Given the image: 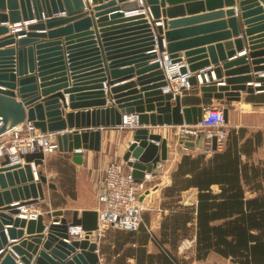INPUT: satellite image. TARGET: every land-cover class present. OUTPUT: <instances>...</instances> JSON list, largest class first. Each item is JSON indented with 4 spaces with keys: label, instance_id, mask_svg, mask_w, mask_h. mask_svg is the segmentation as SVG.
Masks as SVG:
<instances>
[{
    "label": "water",
    "instance_id": "95a60500",
    "mask_svg": "<svg viewBox=\"0 0 264 264\" xmlns=\"http://www.w3.org/2000/svg\"><path fill=\"white\" fill-rule=\"evenodd\" d=\"M188 1L0 0V132L32 121L43 131H58V150L82 163L84 149L101 150L103 127H123L133 132L123 160L134 177L143 181L148 172L156 173L169 157V139L156 127L198 123L207 107L183 104L184 95L165 90L163 51L175 62L186 59L182 72H190L193 88L208 100H242L243 90H264V49H258L264 40L252 36L264 29V0H239V15L236 8L218 10L209 15L228 17L201 23L197 18L208 14L174 17L204 2L235 0ZM33 19L26 28L10 31L8 22ZM240 19L246 36H238ZM246 43L247 54L228 59ZM211 63L213 68L199 71ZM68 106L75 110L66 111ZM223 110L229 122V106ZM131 114L137 116L134 126L125 122ZM67 126L75 129L61 132ZM201 137L185 144L201 145ZM22 156L24 162L14 163L8 153L0 157V264H103L98 234L92 236L99 230L98 209H74L70 215L58 207L47 212L48 224L41 211L29 219L13 216L24 205L45 199L46 185L57 186L43 168H36L45 163L43 150ZM14 200L20 202L9 204ZM78 225L85 230L83 237L76 232Z\"/></svg>",
    "mask_w": 264,
    "mask_h": 264
},
{
    "label": "crops",
    "instance_id": "0c3cea01",
    "mask_svg": "<svg viewBox=\"0 0 264 264\" xmlns=\"http://www.w3.org/2000/svg\"><path fill=\"white\" fill-rule=\"evenodd\" d=\"M196 0H189L193 2ZM186 4V2H183ZM204 6L199 8L189 9L188 7L182 12H177L176 17L201 16L218 10H228L236 8L237 15L240 14L239 0H235L232 4L226 2L218 3L216 5H208L204 2ZM261 4L264 5L263 2ZM127 14L130 11H126ZM206 15L197 19L199 21L207 22L217 20L220 18H227L228 15L212 16ZM163 18V16H162ZM161 18V19H162ZM170 18V17H169ZM35 19L34 21H36ZM194 22H197L195 20ZM242 23V19H240ZM245 24H241L239 37L243 34ZM264 29L256 31L252 36H260L257 40H264ZM242 36H246L245 34ZM205 43V45H207ZM263 44V43H261ZM258 49H264L261 45ZM228 59H233L249 52V46L246 43L245 47L238 49ZM214 63H211L199 71H206L213 68ZM234 65L232 68H234ZM253 68V67H252ZM254 70H252L253 72ZM264 72V70L260 71ZM214 79H218L213 71ZM136 75L127 77L125 79L116 81L112 85L122 84L124 82L133 80ZM225 78V75L224 77ZM106 83V81H105ZM224 82L219 81L218 84ZM247 84H259L256 81H247ZM139 86V85H138ZM107 90L108 88L105 87ZM245 99L228 101L226 99L208 100L202 96V92L198 88H191L184 94L183 104L205 103L206 106L215 104L221 106H229V122L228 127L231 130L235 129L237 132L244 130L246 136L249 130L258 131L264 130V101H259V97L264 94L263 91H256L249 94L242 91ZM67 103H70L69 92L65 93ZM66 111L75 110L70 106L65 108ZM133 114H131L132 116ZM129 117V115H127ZM145 126V125H144ZM150 126V125H147ZM96 127H79V130ZM178 125L167 124L156 127L155 131H160L169 139V157L162 161L155 168L156 173H147L143 180L146 188L141 194V199L146 205L144 210V218L148 228L144 225L138 231H130L119 229L112 226L98 230L100 233V240L98 241V252L103 264H163L165 258L168 264H239L232 257H226L221 253L211 250L207 257H197L196 247V219L188 220L183 225L189 227V230L183 233V229L178 227L177 234L169 233L163 234V224L166 220L174 219L176 215L185 211L184 206L195 207L199 200V190L197 187L191 186L186 189L179 190L174 184L173 172L178 167L182 156L186 153L197 154L201 152V145L196 144L188 148H183L176 135ZM75 127L67 126L62 131H72ZM102 147L101 150L84 149V159L82 163L73 161L71 153L60 150H52L47 154L45 163L36 166V168H43L44 172L56 183V188L45 186L46 198L33 203L32 205H24V210L20 214H13V216H22L30 218L31 211H41L44 213V222L49 223L50 219L47 217V212L62 207L65 213L72 215L74 209H98L99 200L97 190L100 186L101 173L112 158H123V154L129 147L132 140V131L123 127H103L102 128ZM244 137V138H245ZM244 138L241 140L244 141ZM264 150V143L257 145L253 153L248 156L242 155L244 160H251L253 154ZM263 152V151H262ZM259 153V159H264V154ZM214 191H219V185L213 184ZM20 201L14 200L9 204H17ZM194 212L193 214H195ZM7 225V224H6ZM182 225V221L179 226ZM26 229V227H24ZM167 230V229H166ZM46 232V231H45ZM169 232V229H168ZM25 234H27L25 232ZM92 238V237H91ZM18 238H9L10 242L18 241ZM79 249V248H78ZM20 260V256L17 257Z\"/></svg>",
    "mask_w": 264,
    "mask_h": 264
},
{
    "label": "trees",
    "instance_id": "16d2710c",
    "mask_svg": "<svg viewBox=\"0 0 264 264\" xmlns=\"http://www.w3.org/2000/svg\"><path fill=\"white\" fill-rule=\"evenodd\" d=\"M258 100L264 101V94ZM245 135L244 130H231L227 145L209 156L184 154L173 172L178 189L197 187L199 200L196 208L184 206L185 211L166 220L163 234L175 236L178 227L185 233L189 227L183 223L195 217L198 258L215 250L239 264H264V160L242 158L264 143V131ZM213 184L220 190L214 191ZM163 262L168 264L166 258Z\"/></svg>",
    "mask_w": 264,
    "mask_h": 264
},
{
    "label": "built area",
    "instance_id": "2783aa9c",
    "mask_svg": "<svg viewBox=\"0 0 264 264\" xmlns=\"http://www.w3.org/2000/svg\"><path fill=\"white\" fill-rule=\"evenodd\" d=\"M33 20L8 22L11 32L26 28ZM167 84L165 90H171L181 95L193 88L189 81L190 72H182L181 68L187 65L186 59L173 61L167 50L159 58ZM224 106L209 105L206 107L202 119L195 124L178 125L176 135L183 145L186 140H197L201 137V150L206 155H212L216 149H223L230 136L228 122L225 120ZM129 119V120H128ZM137 116L125 117L127 125H136ZM58 131H43L32 121H25L0 132V157L8 153L12 162H24L22 154L35 150H43L46 155L52 150H58ZM217 139V148L213 146V139ZM144 181H138L132 174V168L120 158H112L101 173L100 186L97 190L99 200V230L112 226L119 229L138 231L143 225L148 228L144 218L146 205L141 199V192L145 190ZM38 211H31L30 217H36ZM71 228H74L73 226ZM81 237L85 230L77 226ZM100 240V234H98Z\"/></svg>",
    "mask_w": 264,
    "mask_h": 264
},
{
    "label": "rangeland",
    "instance_id": "374dc122",
    "mask_svg": "<svg viewBox=\"0 0 264 264\" xmlns=\"http://www.w3.org/2000/svg\"><path fill=\"white\" fill-rule=\"evenodd\" d=\"M264 131V130H263ZM254 132H256V131H253V130H249L248 131V134H253ZM263 151V152H262ZM202 152V151H201ZM259 153L260 152H262L261 153V155H263L264 154V150H261V151H258ZM259 153H256V154H253V156L251 157V160L250 161H252V162H257V163H260L262 160H264V159H259ZM145 187H146V185H145ZM144 192V191H143ZM141 194H142V192H141ZM248 194L249 195H252L250 192H248Z\"/></svg>",
    "mask_w": 264,
    "mask_h": 264
},
{
    "label": "bare ground",
    "instance_id": "6f19581e",
    "mask_svg": "<svg viewBox=\"0 0 264 264\" xmlns=\"http://www.w3.org/2000/svg\"><path fill=\"white\" fill-rule=\"evenodd\" d=\"M128 120H129V119H128ZM97 234H100V233H98V231H97V232H94V233L92 234V236H93V237H96Z\"/></svg>",
    "mask_w": 264,
    "mask_h": 264
}]
</instances>
